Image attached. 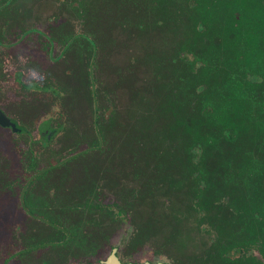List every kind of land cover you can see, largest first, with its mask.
<instances>
[{
  "label": "trees",
  "instance_id": "obj_1",
  "mask_svg": "<svg viewBox=\"0 0 264 264\" xmlns=\"http://www.w3.org/2000/svg\"><path fill=\"white\" fill-rule=\"evenodd\" d=\"M78 1L74 10L92 15L96 36L85 29L72 39L66 29L64 51L85 66L66 68L72 74L61 69L60 82L64 73L76 79L65 96L55 88L62 115L72 110L70 91L85 90V99L75 101L78 118L61 119L55 137L83 146L67 154L41 152L46 161L40 166L35 140L29 142L31 122L19 118L30 132L15 137L0 126V197L24 210L14 213L9 205L14 225L33 228L28 238H18L15 252L3 250L0 264L13 256L28 264L41 248L48 259L40 262L57 264L62 245L88 252L103 236L100 214L95 219L91 213L103 208L91 204L97 179L117 191L139 178L129 246L155 235L157 251L172 264H263L256 252L264 259V0ZM111 32L139 43L142 55L109 63L108 50L118 44ZM103 49L104 63L118 76H108L115 86L110 105L91 68ZM139 68L144 83L135 88L130 80ZM13 162L20 181L9 180Z\"/></svg>",
  "mask_w": 264,
  "mask_h": 264
},
{
  "label": "rangeland",
  "instance_id": "obj_2",
  "mask_svg": "<svg viewBox=\"0 0 264 264\" xmlns=\"http://www.w3.org/2000/svg\"><path fill=\"white\" fill-rule=\"evenodd\" d=\"M75 26V30H79L81 28V30H85L88 29V25H79L76 24V22H74ZM44 27V26H43ZM48 26H45V28H47ZM44 29V28H43ZM45 31H47L46 29H44ZM48 32V31H47ZM128 36H124L123 34H117L114 36L113 40L114 41H118V44L113 45V49L108 50V59L110 61H108L109 63L114 62L115 56L120 57V61L118 63H123L124 58L129 55V58L132 60V57H140V55H142V49L140 48V44L137 42H131V43H127L128 41ZM123 40L125 42H123ZM152 41H155V35L152 37L151 39ZM151 41V42H152ZM25 42V41H24ZM123 42V43H122ZM21 44H18L17 46H15L14 48H10V56L8 58L9 60V65L10 68H7L11 73L12 72H18L20 71L22 76H23V81L26 83L29 82H36V81H41L42 78V74L46 73L51 74L50 70H54L55 74H56V80L51 77L52 79H54V82H51L53 84V86H56L55 82H57V86H61L60 90L62 91V96H65V93L67 92L64 89H72L73 87L71 86V84L68 82L67 80V75L66 73H64V77H63V82L59 81L61 73H59V70H57L58 68H50L49 64H50V59L48 57V42L45 38L40 37L39 40H31L28 41V44H26V46L23 47V49H21ZM107 49V48H105ZM53 50V49H52ZM56 48H54L53 50V54L56 53ZM107 52V51H106ZM24 56L29 58V61H25ZM103 56H105V52L104 49L102 52L98 51L95 54L94 57V73H95V77H96V81L99 82V84L97 85V89L100 90L101 92H103V94L107 93V97L104 99L103 103L110 105V102H113V99L108 97V94L112 91L115 90V86H114V82L112 83L111 80L108 78V76L110 74H113L115 76V78H118V76L116 75V73H113L112 70L110 69L111 67H109L107 63H104L103 61ZM17 58V59H16ZM24 58V59H23ZM16 59V60H15ZM113 59V60H112ZM122 59V60H121ZM136 59V58H135ZM38 61V63L36 62ZM34 62V63H32ZM35 62L37 64H35ZM105 64V65H104ZM105 66L106 68H102L101 66ZM49 66V68H47ZM83 66H85L84 64H79L78 60L75 64V68H69L72 69L73 71L76 70V68H84ZM39 67V68H38ZM66 69V68H65ZM129 68H125V71L128 72ZM133 70V68H131ZM136 69V68H135ZM147 70V75L152 73V68H146ZM124 70V69H122ZM53 72V71H52ZM123 72V71H122ZM121 72V73H122ZM135 72L136 76H133V79L130 80V82L135 86V88H140L141 85L144 83L142 81V70L139 68L137 69ZM125 75L127 73H124ZM120 75V74H119ZM124 75V76H125ZM145 75V74H144ZM146 76V75H145ZM108 78L107 81H101L102 78ZM5 80H2L0 78V107L1 109L5 112L6 115L13 117L15 120L19 121V118H23L25 119V121H30L31 123H28L26 126L28 128H30V130H32L33 133V138L37 139L39 137V131H38V126L39 123L42 122V120H44L45 118L48 117V114H54V109L53 106L50 105L51 104V94L49 92L46 93H37L39 97L36 98V96H32L29 95V93H22L20 94L16 88V86H14V84L11 82V84H9L10 81H5L4 83H2ZM13 81V80H12ZM69 84H68V83ZM15 85L16 82L14 81ZM101 83V84H100ZM8 88V92L5 93L4 89V94H2L1 90L2 87ZM82 88H85L84 85L82 86ZM20 90V88H18ZM67 89V90H68ZM84 92L80 91H70V97H69V101H67V103L70 104V108H72L71 112H68L67 116L65 117V115L63 116H59L57 113V118L58 122H60L61 119H65L67 120H76L78 118V107H77V103L75 101H78L79 99L83 98L85 99V90H83ZM73 92V93H72ZM104 95V97L106 96ZM49 98V100H48ZM19 99V100H18ZM20 100H24L23 104H25V109L24 110H20L18 109V105L17 102H19ZM111 100V101H110ZM126 99H121V101H125ZM133 104H139V99L135 98L134 101H132ZM16 105V107H15ZM57 105H60V98H59V102L57 103ZM140 105V104H139ZM18 107V108H17ZM68 107V106H67ZM134 107V106H133ZM67 110V108H65ZM138 108H135V111H137ZM71 116V117H70ZM136 117V116H134ZM56 118V114H54L53 119H57ZM53 122H55V120H53ZM20 123V122H19ZM54 124V123H52ZM51 124V125H52ZM69 124V122H68ZM11 132V135L13 137H15L16 134L15 132H12L10 130L7 129L6 132ZM62 135V134H61ZM58 135L59 138L55 137L51 142H48L45 145H39L36 144V142H34V149L36 150L37 153H40V159L38 160V165L43 166L45 164V159L41 158V152L44 151H48L50 150V152L54 153L56 151V155L58 154H67L69 151H75V149H77L78 147L83 146V143H77L76 145L70 143L71 142V138H69L68 140H65L63 136ZM63 138V140H61ZM42 141V140H41ZM22 148H26L27 144L25 142L20 144ZM51 155V154H50ZM53 157V156H52ZM50 158V157H49ZM150 169L153 170L151 171V173L155 174V161L152 162L149 165ZM20 167H16V164L13 162L12 163V167L9 168V174L11 175V177L9 178V180H21V173L18 175H15L19 172ZM149 170V168H148ZM168 170L165 169V171L160 170V174L166 175ZM163 172V173H162ZM24 173V172H23ZM147 178V177H146ZM145 178V179H146ZM141 179H137L136 181H128V183L125 185V187L122 190H117L114 191L108 184L107 181H102L101 179H97V191H96V195L92 196L90 195V197L95 200H99V201H103L104 204H111V205H115L118 207H125V214L123 218H126V220L129 218V215L131 212L130 209L133 207V204H135L137 201V196L135 198V195L132 192H135L136 189H139V181ZM149 181V179H148ZM0 196H2L0 194ZM3 197H7V195H3ZM3 197H0V207H2V203L3 205H6V208H3V211H0V229L2 230V232L0 233V263H1V259L2 257L5 255V250L6 248H11V237L9 236V232H13V229L15 227L14 225V215L13 213L11 214L10 211V204L12 207V211L15 213H20L17 210H20L18 207V202L17 200H12L10 199H3ZM3 199V200H2ZM83 199V198H82ZM8 200V201H7ZM12 200V201H11ZM85 201V200H84ZM137 204V203H136ZM103 213H101L100 211L95 212V217L98 218L99 217V213L100 216L99 219L101 221V229H103L102 234L103 236H111L112 242L115 243H120L122 246L126 245V244H130L125 243L126 242V237H124L127 235V231L132 227L131 223L127 222H123L122 225H117L115 223V221H112V219H110V217L108 215H106L107 213L105 211H102ZM6 216V221L3 220V217ZM120 216H122V214H120ZM19 220V219H18ZM23 220V219H21ZM16 222V220H15ZM21 222V221H20ZM20 222L18 221L17 223L20 224ZM10 224V225H9ZM21 225H23V223H21ZM131 226V227H130ZM106 237V238H107ZM129 239V238H128ZM14 240V239H13ZM101 242V241H100ZM17 243V242H16ZM103 244L108 243L107 239H105L104 241L102 240ZM101 243V244H102ZM17 245V244H15ZM127 246V245H126ZM158 243L156 241L155 235H151L150 238L140 242L139 244L135 245L136 249L134 253L135 256H144L146 254H149V252L153 249L154 251L158 250L157 249ZM138 247V248H137ZM41 256H47L48 252H44V250L41 251ZM149 257L151 258H158V259H162L164 261H168L169 258H167L165 255L161 253L159 254H150ZM170 260V259H169Z\"/></svg>",
  "mask_w": 264,
  "mask_h": 264
},
{
  "label": "flooded vegetation",
  "instance_id": "obj_3",
  "mask_svg": "<svg viewBox=\"0 0 264 264\" xmlns=\"http://www.w3.org/2000/svg\"><path fill=\"white\" fill-rule=\"evenodd\" d=\"M6 0H4L5 2ZM8 1V0H7ZM32 2L34 4H42V8H44V13L45 15H43L42 17V25L41 26H36V25H31L29 28H27V32H25V39L26 41L24 42V45L26 46V44H28V41L31 40H39L40 37H43L47 40L48 42V57L50 59V68H58L57 70H59V73H61V69L62 68H75V64L78 60V57H76L73 53V51H71L70 53L64 51V47H63V40L64 38L68 37L69 32H66L67 28H70L72 35V39L75 37H79L78 32L81 31V28L79 30H75V24L74 22H76V24L81 25H88V29L89 30V37L94 39L96 36V30L94 29L93 26V21L90 19V17H92V15H90L89 13V17H85L83 13L77 12L76 10H74L75 7L78 8V0H32ZM43 13V12H42ZM44 26V27H43ZM45 26H48L47 28H45ZM75 26V27H74ZM46 29L47 31H45L44 29ZM77 28V27H76ZM76 33V35H74ZM4 34V33H3ZM118 33H113L111 32L110 38H114L115 35H117ZM7 34L1 35L0 34V68H5V70L7 71V74L5 75L6 80L5 81H10L9 84H11V82L14 84V86H16L18 92L20 94L22 93H29V95L32 96H37V93H46L49 92L51 94V104L53 106L54 109V114H56V118H57V113L58 115L61 117L63 116L61 113V108L60 105H57V103L59 102V98H61L62 96L58 94L56 89H59L60 87L57 86V82H55L56 86H53V84L51 82H54V79L56 78V74L54 70H50L51 74H46L43 73L41 76V81H36V82H29L26 83L23 81V76L21 74L20 71L18 72H10L7 68H10L9 65V60L8 58L11 57L10 56V48H14L15 46H17L16 42L10 41V39L6 36ZM125 36V35H124ZM21 44V43H19ZM54 48H56V53L53 54V50ZM23 49V48H22ZM53 49V50H52ZM25 61H29V58L24 56ZM23 58V59H24ZM17 59V58H16ZM15 59V60H16ZM38 63V61H36ZM35 62V64H37ZM34 63V62H32ZM79 63V61H78ZM39 65V64H37ZM95 65V63H94ZM49 66L47 68H49ZM39 68V67H38ZM89 68V67H88ZM91 68H94V66H91ZM4 70V71H5ZM53 71V72H52ZM66 73H73L72 70H65ZM15 73V76H13V74ZM70 76V75H69ZM51 77H53L54 79H52ZM67 79L68 82L71 84L72 87H74L76 79H72V78H68L67 75ZM13 80V81H12ZM56 80V79H55ZM5 81H3L2 83H4ZM14 81L16 82V85L14 83ZM1 86V84H0ZM6 87V86H5ZM4 86L2 87L3 90H1L2 94H4V89L5 93H7L9 90L8 88H5ZM20 88V90L18 89ZM56 88V89H55ZM19 100V99H18ZM49 100V98H48ZM21 102H24V100H20ZM59 108V110H58ZM1 109V107H0ZM2 110V109H1ZM3 111V110H2ZM3 113L5 114V112L3 111ZM54 114H48V117L45 118L44 120H42V122L39 123L38 126V131H39V137L37 139L33 138V133L31 130V137L29 138V142L31 143V141L35 140L36 144L39 145H45L48 142H51L52 139L55 137V133H56V129L58 126V119H53ZM6 115V114H5ZM9 118H13L10 117L8 115H6ZM14 119V118H13ZM53 120H55V122H53ZM18 122L19 125L24 126L26 130L23 131H29V129L19 123L18 120H16ZM54 123V124H52ZM52 124V125H51ZM1 126V125H0ZM1 127H5L8 128V130H11V127H7V126H1ZM13 132V131H12ZM21 132V131H20ZM18 132V133H20ZM16 133V132H15ZM42 140V141H41ZM94 203H98L101 206H103V208L97 209V208H92V216L95 217V212L97 211H105L106 213L109 212V215L111 217H113V221H115V223L117 225H122L123 222H127L128 225L130 223L129 218L126 220L124 214L121 212L122 216H120L119 214H117V207L118 206H113L111 204H104L103 201H99V200H95L93 199L91 201V204ZM19 207V205H18ZM19 209H21V207H19ZM20 213L19 214H23L25 215L24 210H17ZM120 212V211H119ZM15 213V212H14ZM100 214V213H99ZM98 214V215H99ZM96 219V217H95ZM131 227V226H130ZM14 229L16 230L14 232V234L9 232V236L11 237V248L13 250V252H15V248L16 246L19 244L18 238H22L23 236L28 238L30 235V230H32L33 228L26 226L25 224L21 225V224H17ZM131 229L132 227L127 231V235L124 237H126V242H129V236L131 233ZM0 232H2V230L0 229ZM21 232L25 233L24 235L20 234ZM101 236L100 235V239L96 240L93 239L91 241V246L89 247V251L88 252H83V251H74L71 252L66 248L60 247L59 248V253L60 256H58L57 258V264H114L113 263V258L116 259L118 262H120L121 264H156L157 262H166L167 264H172L171 260L168 259V261H164L161 258H151L149 257L150 254L153 253L154 254H159L158 251H154L153 249L149 252V254H146L144 256H135L134 253L137 252L135 251L136 247L135 244L134 245H124L122 246L120 243H115L112 242L111 236ZM14 239V240H13ZM105 239H107L108 243L103 244L102 240L104 241ZM101 241V242H100ZM17 242V243H16ZM102 243V244H101ZM17 244V245H15ZM137 245V244H136ZM19 247V246H18ZM138 248V247H137ZM10 249V248H8ZM46 249H38L36 250V252H33V255H31L30 258H34L30 259L28 261V264H38V262L40 264H44L41 263L40 260H47V256H41V251ZM35 254V255H34ZM256 254L258 255V258L262 261V263L264 264V259L260 256L259 253L256 252ZM37 258V259H36ZM6 264H19L16 262V257L13 256L10 259L7 260Z\"/></svg>",
  "mask_w": 264,
  "mask_h": 264
},
{
  "label": "crops",
  "instance_id": "obj_4",
  "mask_svg": "<svg viewBox=\"0 0 264 264\" xmlns=\"http://www.w3.org/2000/svg\"><path fill=\"white\" fill-rule=\"evenodd\" d=\"M44 12L42 4H34L32 0H0V34H7L17 45L21 43L22 49L26 29L31 25L41 26Z\"/></svg>",
  "mask_w": 264,
  "mask_h": 264
},
{
  "label": "water",
  "instance_id": "obj_5",
  "mask_svg": "<svg viewBox=\"0 0 264 264\" xmlns=\"http://www.w3.org/2000/svg\"><path fill=\"white\" fill-rule=\"evenodd\" d=\"M0 125L11 127V130L13 132H16V133L23 131V130H26L25 127L19 125L15 119L7 117L1 109H0ZM113 263L114 264H121L120 262H118L114 258H113ZM128 264H131V263H128ZM156 264H167V263L166 262H157Z\"/></svg>",
  "mask_w": 264,
  "mask_h": 264
}]
</instances>
